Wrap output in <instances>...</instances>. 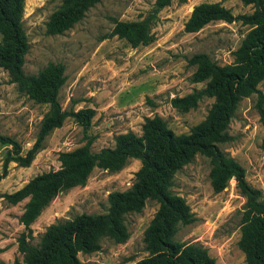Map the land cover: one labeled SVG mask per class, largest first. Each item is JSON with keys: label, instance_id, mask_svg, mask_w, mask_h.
Returning <instances> with one entry per match:
<instances>
[{"label": "rangeland", "instance_id": "374dc122", "mask_svg": "<svg viewBox=\"0 0 264 264\" xmlns=\"http://www.w3.org/2000/svg\"><path fill=\"white\" fill-rule=\"evenodd\" d=\"M155 0H100L84 17L60 34H49L46 23L59 6V0H25L22 16L28 51L23 70L36 74L50 62L65 67V82L59 90V101L66 111L92 108L94 115L85 130L72 117L55 128L28 166L7 162L12 147L0 143V262L14 264L22 260L18 238L24 226L19 221L27 198L10 202L5 194L21 188L32 177L58 169L59 153L84 145L91 139V150L113 147L115 136L132 130L141 134L147 116L159 115L175 133H188L203 120L213 102L203 96L187 111L174 107L170 100L201 89L204 82H193L195 64L188 59L206 53L219 65L234 60L233 51L240 45L250 26L240 21H213L198 31L186 32L184 23L193 7L201 2H220L234 14L250 13L254 7L240 0H170L158 13L152 26L154 41L132 47L124 38L110 35L116 20H141L154 7ZM258 88L264 94V79ZM256 94L240 100L229 124L231 140L220 143L245 169L247 181L264 192L263 126L256 109ZM264 106V103H263ZM48 105L36 102L21 92L0 68V134L8 135L21 145L24 154L34 143L41 119ZM141 163L131 158L117 171L95 167L84 185L59 192L32 222L37 244L50 224L81 213H104L108 195L129 188ZM210 162L204 155L176 171L172 191L182 196L196 219L180 225L174 240L198 243L215 258L216 264H247L238 246L245 198L235 180L219 193L210 184ZM159 203L148 199L140 212L127 214L125 224L129 237L116 243L110 237L100 240L92 253H78L87 264H133L148 256L143 234Z\"/></svg>", "mask_w": 264, "mask_h": 264}, {"label": "trees", "instance_id": "16d2710c", "mask_svg": "<svg viewBox=\"0 0 264 264\" xmlns=\"http://www.w3.org/2000/svg\"><path fill=\"white\" fill-rule=\"evenodd\" d=\"M24 1L0 0V68L7 71L21 92L48 105V110L41 119L34 143L24 154H21L17 140L0 134V143L12 147L5 166L9 161L28 166L46 137L67 117H72L86 130L94 115L92 108L69 111L62 108L59 90L66 79L63 63L50 62L36 74L24 72L28 51L22 20ZM99 1L59 0V6L46 23L47 33L60 34L69 29ZM240 1L251 4L253 11L234 14L220 2H201L193 7L184 23L186 32L198 31L213 21H240L250 26L233 51L232 63L219 65L203 52L188 59L190 64L196 65L191 80L205 81V86L172 97L171 104L187 111L203 96L213 98L205 118L188 133H175L159 115L147 116L141 125V134L132 130L117 134L113 147H104L97 152L91 150V139H88L82 146L60 152L58 169L40 173L21 188L5 194L12 203L27 198L19 217L24 231L18 238V250L23 258L21 261L16 259L14 264H87L78 258V253L97 251L100 240L106 236L116 243L126 242L129 237L126 215L140 212L148 199L159 203L143 234L149 254L133 264H216L204 246L174 240L180 225L196 219L185 199L171 189L174 174L198 154L209 158L210 184L215 193L221 192L231 179L235 180L245 198L238 246L247 264H264V192L247 181L243 166L219 146L232 138L229 124L240 100L256 94V109L263 126L261 145L264 147V94L258 88L264 79V0ZM169 3L170 0H155L152 10L141 20H116L110 35L124 38L132 47L152 43L155 39L153 23L159 11ZM131 158L141 163L135 172V180L129 188L109 193L106 212L81 213L58 220L47 226L37 244L31 242L32 222L59 192L84 185L95 167L113 172L124 167ZM5 174L6 169L0 174V180Z\"/></svg>", "mask_w": 264, "mask_h": 264}, {"label": "built area", "instance_id": "2783aa9c", "mask_svg": "<svg viewBox=\"0 0 264 264\" xmlns=\"http://www.w3.org/2000/svg\"><path fill=\"white\" fill-rule=\"evenodd\" d=\"M231 180H232V179H231ZM231 180H230V181H231ZM233 180H234V179H233Z\"/></svg>", "mask_w": 264, "mask_h": 264}]
</instances>
